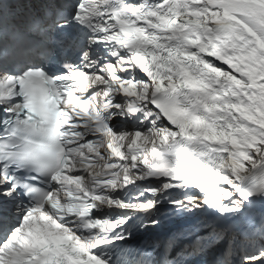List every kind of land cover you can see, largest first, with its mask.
Instances as JSON below:
<instances>
[{
	"label": "snow or ice",
	"instance_id": "obj_1",
	"mask_svg": "<svg viewBox=\"0 0 264 264\" xmlns=\"http://www.w3.org/2000/svg\"><path fill=\"white\" fill-rule=\"evenodd\" d=\"M0 264H264V0H0Z\"/></svg>",
	"mask_w": 264,
	"mask_h": 264
}]
</instances>
